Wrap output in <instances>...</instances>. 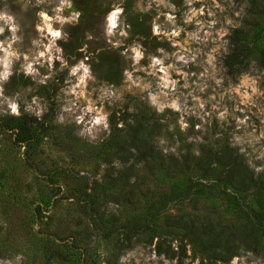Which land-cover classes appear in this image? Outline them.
Returning a JSON list of instances; mask_svg holds the SVG:
<instances>
[{
	"label": "rangeland",
	"instance_id": "rangeland-1",
	"mask_svg": "<svg viewBox=\"0 0 264 264\" xmlns=\"http://www.w3.org/2000/svg\"><path fill=\"white\" fill-rule=\"evenodd\" d=\"M59 6L60 0H0V11L12 16L17 29L12 33L0 20V47L13 53L0 51V264H197L188 251L178 263L143 242L112 254L94 210L105 218L111 212L130 216L128 201L112 199L119 192L127 199L129 187L111 186L101 176L107 150L98 142L108 133L111 112L131 111L139 99L162 116L156 137L162 151L180 140H227L251 167L264 168V68L251 65L232 77L220 63L234 27L248 30L256 51L264 47V0H66L57 13ZM114 7L123 12L109 37L106 17ZM39 12L53 17V29L61 32L51 66L47 56L37 59L50 39L37 30L43 27ZM154 25L159 35H153ZM137 46L143 58L134 64L130 49ZM152 57L162 64L153 68ZM81 61L88 68L82 84L83 69L71 75ZM23 114L45 126H34L32 137H24L15 125ZM92 177L107 201H98L99 209L77 190L86 178L84 190L92 193ZM203 204L220 218L233 217L216 191L198 195ZM213 264H264V258L241 250Z\"/></svg>",
	"mask_w": 264,
	"mask_h": 264
},
{
	"label": "trees",
	"instance_id": "trees-1",
	"mask_svg": "<svg viewBox=\"0 0 264 264\" xmlns=\"http://www.w3.org/2000/svg\"><path fill=\"white\" fill-rule=\"evenodd\" d=\"M247 32L239 26L227 35L228 50L220 63L232 77L251 65L264 68V47L256 51ZM132 107L117 115L111 112L108 133L98 142L99 148L107 150L101 176L111 186L129 187L127 199L125 192L112 194V199L119 204L128 201L130 216L111 212L105 218L103 211L94 210L97 228L102 238L111 241L112 254L143 242L178 263L187 251L197 264L227 262L241 250L264 258V168L251 167L227 140L218 144L180 140L173 150L164 152L156 140L164 125L161 114L139 99L133 100ZM16 118L17 133L26 138L32 137L34 126L44 125L31 115ZM91 182L92 193L84 190L86 178L77 190L95 200L93 209H99L102 203L97 202L103 199L95 191L96 178ZM213 191L228 204L233 217L220 218L208 205H198V195Z\"/></svg>",
	"mask_w": 264,
	"mask_h": 264
},
{
	"label": "clouds",
	"instance_id": "clouds-1",
	"mask_svg": "<svg viewBox=\"0 0 264 264\" xmlns=\"http://www.w3.org/2000/svg\"><path fill=\"white\" fill-rule=\"evenodd\" d=\"M66 3V0H60V6L56 8V12L59 13L64 4ZM123 12V9L120 8V7H114L107 15L106 17V20H107V35L110 37L113 35V30L116 29L118 27V18L119 16L122 14ZM38 15L42 18V21H43V27L41 26H37V30L40 31V32H44L46 31L48 36L50 37L49 41H48V44L44 46V50L43 51H40L38 53V57L37 59H40V58H44L45 56H47V60L49 62V66H51V61L53 59L52 57V49L53 47L55 46V41L56 39L60 38L61 37V32L59 29H56L54 30L53 27H52V23L51 21L53 20V17H50L48 16L47 14L43 13V12H39ZM76 15L78 16L79 13H76ZM192 15H196L195 12L192 13ZM55 20L57 21H61L62 18L57 15L55 18ZM168 20H173L174 17L172 16H168L167 17ZM190 19V17H189ZM0 20H3L5 22H7L9 24V30L12 32V33H15L16 32V26L14 23H12L13 21V18L12 16L10 15H7L4 11H0ZM4 29L2 27H0V33H3ZM152 32H153V35H159V31H158V26L154 25L153 26V29H152ZM120 35L121 36H126L127 34L121 30L120 32ZM172 36H178L179 35V32L178 31H173L171 33ZM17 39V37H15V35H13L12 37V40L15 41ZM8 47L10 48L11 47V43H9ZM57 53H59L61 50L59 48H56L55 49ZM0 51H3L5 52L6 56L7 55H13V53L11 52H8L6 49H4L3 47H0ZM131 53H132V59H133V63H138L142 58H143V53L139 50V47H132L130 49ZM158 51H162V50H158ZM57 59H60L59 56L56 57ZM25 60L28 59L27 56L24 57ZM180 59H183V57H180ZM35 62V61H33ZM162 64V61L160 59H157L156 57H152V67L154 68L155 66L157 65H161ZM3 67L5 69L4 73L2 74V76L4 78L7 77L8 75V72H7V67H8V61L7 59L4 60L3 62ZM80 69H83V75H81L79 77V83H83L84 81V78L87 76L88 74V68L84 65L83 61H81L79 63V65H77L76 67H73L71 69V75H75ZM34 69L32 67V63H28L27 64V72L31 73L33 72ZM157 71H159L160 73H164V76L161 77V79H164L165 81V84H167V79H166V76H167V73H166V70L163 68V67H160L159 69H157ZM129 78H131L129 76ZM79 86V85H77ZM11 107V110L12 112H16V105L15 104H12L10 105ZM99 122V121H97Z\"/></svg>",
	"mask_w": 264,
	"mask_h": 264
}]
</instances>
